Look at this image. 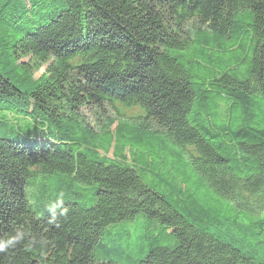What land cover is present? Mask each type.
Wrapping results in <instances>:
<instances>
[{
    "label": "trees",
    "instance_id": "16d2710c",
    "mask_svg": "<svg viewBox=\"0 0 264 264\" xmlns=\"http://www.w3.org/2000/svg\"><path fill=\"white\" fill-rule=\"evenodd\" d=\"M0 264H264V0H0Z\"/></svg>",
    "mask_w": 264,
    "mask_h": 264
},
{
    "label": "rangeland",
    "instance_id": "374dc122",
    "mask_svg": "<svg viewBox=\"0 0 264 264\" xmlns=\"http://www.w3.org/2000/svg\"><path fill=\"white\" fill-rule=\"evenodd\" d=\"M44 69V67L42 68ZM41 69V71H42ZM40 73V72H38ZM120 109V104L118 102L116 103H107L105 105V108H100V111L98 112L99 109L97 108H92V109H89V111L87 112V116L89 117V121L91 122L92 126H96L97 125V116L98 114H106L108 115L109 117H115V116H119L118 114V110ZM130 112H128L129 114H133V113H136L135 110H128ZM108 112V113H107ZM128 121H138V118L135 116L134 118H124ZM117 124V121L113 124V128L115 127V125ZM97 128V126H96ZM118 138V133L116 132L115 135H114V140H116ZM113 149L114 147H111L110 149V152H109V156L112 157V154H113ZM128 150L129 148L127 147L126 148V154H128Z\"/></svg>",
    "mask_w": 264,
    "mask_h": 264
},
{
    "label": "clouds",
    "instance_id": "9594fccd",
    "mask_svg": "<svg viewBox=\"0 0 264 264\" xmlns=\"http://www.w3.org/2000/svg\"><path fill=\"white\" fill-rule=\"evenodd\" d=\"M139 110H140V109H139ZM141 113H142V112H141ZM118 117H119V116H118ZM116 121H117V123H119L118 119H116V120L114 121V123H115ZM114 123H113V124H114ZM116 125H117V124H116ZM116 125H115V126H116ZM112 126H113V125H112ZM53 207H54V206H53ZM49 210H53V209L50 208ZM64 211L66 212V210H64Z\"/></svg>",
    "mask_w": 264,
    "mask_h": 264
}]
</instances>
